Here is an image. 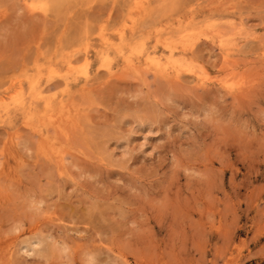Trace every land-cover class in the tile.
Returning <instances> with one entry per match:
<instances>
[{"label": "rangeland", "instance_id": "rangeland-1", "mask_svg": "<svg viewBox=\"0 0 264 264\" xmlns=\"http://www.w3.org/2000/svg\"><path fill=\"white\" fill-rule=\"evenodd\" d=\"M55 4L0 0V264H264V0Z\"/></svg>", "mask_w": 264, "mask_h": 264}, {"label": "bare ground", "instance_id": "bare-ground-1", "mask_svg": "<svg viewBox=\"0 0 264 264\" xmlns=\"http://www.w3.org/2000/svg\"><path fill=\"white\" fill-rule=\"evenodd\" d=\"M54 1L56 2V4H58L59 0H54ZM148 57L151 60L152 64L161 71H169L170 68H172L175 72L179 71L178 67L176 66L173 60L174 57L173 50H170L167 56L158 54V51L153 50L148 53Z\"/></svg>", "mask_w": 264, "mask_h": 264}]
</instances>
